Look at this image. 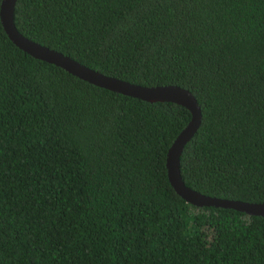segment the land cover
<instances>
[{
    "label": "trees",
    "instance_id": "obj_1",
    "mask_svg": "<svg viewBox=\"0 0 264 264\" xmlns=\"http://www.w3.org/2000/svg\"><path fill=\"white\" fill-rule=\"evenodd\" d=\"M14 23L102 74L191 92L184 184L264 202V0H16ZM189 120L32 58L0 22V264H264V217L169 184Z\"/></svg>",
    "mask_w": 264,
    "mask_h": 264
},
{
    "label": "water",
    "instance_id": "obj_2",
    "mask_svg": "<svg viewBox=\"0 0 264 264\" xmlns=\"http://www.w3.org/2000/svg\"><path fill=\"white\" fill-rule=\"evenodd\" d=\"M16 0H1L0 22L13 45L34 59L54 65L68 74L91 85L148 103H173L190 113V120L172 142L166 154V171L169 184L187 204L196 207L231 209L248 216L264 217V202L250 203L203 195L187 187L180 173V157L184 147L193 138L201 124L200 107L188 90L176 85L142 86L102 74L56 50L30 40L18 32L14 23Z\"/></svg>",
    "mask_w": 264,
    "mask_h": 264
}]
</instances>
